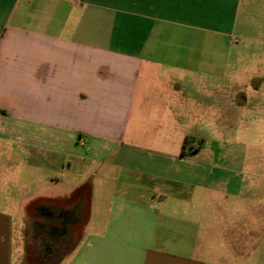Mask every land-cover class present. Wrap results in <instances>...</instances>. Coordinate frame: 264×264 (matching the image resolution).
Here are the masks:
<instances>
[{"label":"crops","instance_id":"1","mask_svg":"<svg viewBox=\"0 0 264 264\" xmlns=\"http://www.w3.org/2000/svg\"><path fill=\"white\" fill-rule=\"evenodd\" d=\"M257 4L0 0V264H217L216 197L241 184L218 136L258 94L210 57ZM79 161L78 184L35 192L55 203L29 210L23 172L26 195L4 183L17 164ZM29 223L51 241L30 257Z\"/></svg>","mask_w":264,"mask_h":264},{"label":"rangeland","instance_id":"2","mask_svg":"<svg viewBox=\"0 0 264 264\" xmlns=\"http://www.w3.org/2000/svg\"><path fill=\"white\" fill-rule=\"evenodd\" d=\"M247 18L240 26L243 36L237 37L241 40L239 43L234 42L228 50L218 53V57L205 54L206 59L210 57L221 66L229 62L230 74L232 70L235 71L237 83L250 79L252 88L258 94L249 102L247 110L235 117L234 131L220 133L218 136L225 155L231 160L230 167L239 177L241 184L238 193L216 197L219 206L224 207L225 211L213 214L214 241L206 242L205 246L214 251L217 264H264V4L249 6ZM32 167L35 166H11V170L6 173L7 181L4 182L10 186L16 198L26 195L25 192L29 191V210L43 203L48 205L56 202L51 196L38 197L35 192L49 194L56 190L63 191L67 186L66 180H69L70 184H78L85 176L88 166L79 161L71 169H52L41 165L36 170ZM20 172H23L22 179L28 185L25 192L19 188V184L23 183L20 178L17 179ZM92 175L93 173L88 178ZM53 177L61 179L60 186L50 181ZM88 178L86 176V179ZM75 200L80 198L75 197L72 201ZM81 200L84 205L90 202L89 196L81 197ZM191 214L182 213L178 216L189 217ZM211 215L204 213L205 220ZM30 224L32 223H29L28 229L29 257L37 244L44 245V248L51 245V241L41 236L40 240H36V230ZM76 231L79 233L81 230Z\"/></svg>","mask_w":264,"mask_h":264},{"label":"trees","instance_id":"3","mask_svg":"<svg viewBox=\"0 0 264 264\" xmlns=\"http://www.w3.org/2000/svg\"><path fill=\"white\" fill-rule=\"evenodd\" d=\"M192 141V138L191 137H187L186 139H185V142H184V144H183V150H182V155L184 156V155H186V150H187V148H188V145H189V143ZM191 149V148H190Z\"/></svg>","mask_w":264,"mask_h":264}]
</instances>
